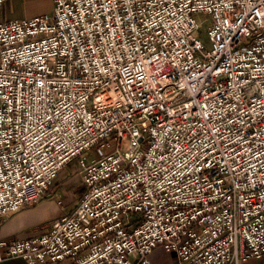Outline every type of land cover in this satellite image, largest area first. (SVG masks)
Masks as SVG:
<instances>
[{
    "label": "built area",
    "instance_id": "1",
    "mask_svg": "<svg viewBox=\"0 0 264 264\" xmlns=\"http://www.w3.org/2000/svg\"><path fill=\"white\" fill-rule=\"evenodd\" d=\"M52 3L0 22V220L74 162L85 191L39 235L0 240V263L262 259L264 0Z\"/></svg>",
    "mask_w": 264,
    "mask_h": 264
},
{
    "label": "crops",
    "instance_id": "2",
    "mask_svg": "<svg viewBox=\"0 0 264 264\" xmlns=\"http://www.w3.org/2000/svg\"><path fill=\"white\" fill-rule=\"evenodd\" d=\"M50 2L52 3V0H11L0 8V22L24 20L44 15L52 10L53 3L52 7L48 8ZM46 5L48 12H44ZM44 200L34 207L24 208L20 212L0 220V240H27L39 235L46 224L54 221V216ZM174 261L175 255L161 249L154 251L151 256V264H173ZM0 264L27 263L21 258H5ZM250 264H264V257L252 260Z\"/></svg>",
    "mask_w": 264,
    "mask_h": 264
},
{
    "label": "rangeland",
    "instance_id": "3",
    "mask_svg": "<svg viewBox=\"0 0 264 264\" xmlns=\"http://www.w3.org/2000/svg\"><path fill=\"white\" fill-rule=\"evenodd\" d=\"M49 6L52 7L51 2L48 3V8ZM47 10L46 5L44 12ZM200 38L205 46L209 48V41L205 29L201 31ZM125 148H128V143L125 144ZM84 191L85 187L82 184V178L78 174L77 164L74 162L60 173L44 200L49 206L54 220H58L64 215L69 214L78 205ZM137 218V216H133L132 220H136Z\"/></svg>",
    "mask_w": 264,
    "mask_h": 264
}]
</instances>
